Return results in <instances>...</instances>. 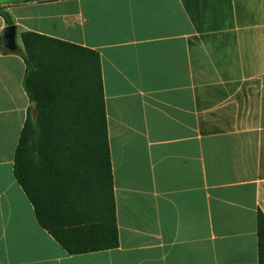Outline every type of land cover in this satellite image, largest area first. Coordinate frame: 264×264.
<instances>
[{"label":"crops","instance_id":"1","mask_svg":"<svg viewBox=\"0 0 264 264\" xmlns=\"http://www.w3.org/2000/svg\"><path fill=\"white\" fill-rule=\"evenodd\" d=\"M100 55L120 246L68 255L14 177L26 66L0 15V264H258L264 0H0ZM20 51V52H21Z\"/></svg>","mask_w":264,"mask_h":264},{"label":"trees","instance_id":"2","mask_svg":"<svg viewBox=\"0 0 264 264\" xmlns=\"http://www.w3.org/2000/svg\"><path fill=\"white\" fill-rule=\"evenodd\" d=\"M43 1V0H42ZM53 1V0H44ZM0 15L14 25L5 8ZM24 89L36 107L15 152L14 177L39 226L71 256L120 246L98 52L34 32L21 35ZM8 52L7 50H4ZM258 264L264 215L258 211Z\"/></svg>","mask_w":264,"mask_h":264},{"label":"water","instance_id":"3","mask_svg":"<svg viewBox=\"0 0 264 264\" xmlns=\"http://www.w3.org/2000/svg\"><path fill=\"white\" fill-rule=\"evenodd\" d=\"M4 48L11 53H19L21 48L17 44V27L16 25H9L4 30L3 36Z\"/></svg>","mask_w":264,"mask_h":264}]
</instances>
